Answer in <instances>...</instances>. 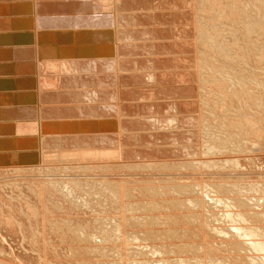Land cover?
<instances>
[{
  "label": "bare ground",
  "instance_id": "6f19581e",
  "mask_svg": "<svg viewBox=\"0 0 264 264\" xmlns=\"http://www.w3.org/2000/svg\"><path fill=\"white\" fill-rule=\"evenodd\" d=\"M19 1L20 2H18V0H13V2H10V4L15 3L14 5H16V7L14 9V11H15L14 14H13V6L14 5L9 6V8H8L7 5H10L9 3L6 5L5 1H4L0 4V13L1 14L3 13V15L0 14V20H3L1 18H4L6 20L7 16H4L6 14L5 12H9V14L11 13V15H10V18H7V19H10V24L12 22H13V24H15V21H17V20L26 19L28 26H29L26 29H23L22 31L21 30H13L11 32V30H10V32L5 31L6 33L4 31H2V29L0 28V59H1L0 72H1V74H4V75L14 74L17 77V79L20 83L19 82H18L19 84L15 83V82L11 83L13 85V89H12L11 93H13V95H14V97L12 99H17L21 105L19 107H16L17 110H14V108H12L11 111L6 107L5 108L0 107L1 108L0 114H2V116H5L4 118H7V119H12L15 117L17 119H19L20 117H23L22 115H25L26 118H28L27 117L28 115L33 116V117L35 115L36 118L38 119V121L36 120L37 122L32 123L29 120L27 123H24L25 125H23V126H33V127H29V128H35L36 132L40 131V129H41V128H39L40 126L38 127V125H41L40 121H42V120H40V116H41V114L44 115L46 113L45 109L47 108V106L45 104L46 102H41V103H40V101L38 102L39 96L37 94H39L40 92H43V90H45V89L47 91L52 90L54 92L55 91L57 92V89H59V88L62 89L63 87L68 85V87H66V88H69V89L71 87L75 88V89H70L71 93L76 92L75 94H77V93L79 94V96L76 95L78 97L75 100L76 102L77 101L80 102L83 99H87L89 101L93 99V102L90 101V103H93V104H88L89 102H87V101H86L87 102V104H86L83 101L84 107L81 108V111H83V112L90 111V113L84 114V118H85V115L89 116V114H92V112L96 113V111H99V110H109L110 113H116V111H119V110H117L118 108H121L124 110V109H126L125 106H127L126 104L123 105V104L119 103V102H121V101H119L120 95L126 96L127 101L130 98V96L126 93V91L124 92V90L123 91L120 90L121 88L120 89L117 88L118 82H120V83L123 82L125 84L128 83L130 85L136 84L137 86H139L138 84L141 83L140 81L144 77V76H141V74H139V76H132V74H131V72H133L131 70L132 67L137 66V65H142V64L144 66L145 65L155 66L156 64L162 63L161 62L162 59H164L165 62L176 61V63H177L179 61H183L182 60L183 58L182 59L179 58V56H177L176 54H173L174 51L171 50V49H174V47H176L175 41L170 43V41L166 42L163 39H161L163 41H161V43H159V44L157 43L160 40L158 33H164V34L172 33L173 29L176 26L173 27V26H166L165 24L164 25L161 24L162 26L160 25L161 28H159L160 26H157L156 24H154L155 27L152 24H151L152 26H150V27L148 25H146L147 23H150L153 20L152 18L156 16V13H154V12L157 9H159L158 7L155 6L157 3L155 4L154 2L156 1V2L162 3V0H141V1H139V3H136V2L127 3L128 0H123V3H121L119 0H117L116 4L113 3V2H115V0H77L79 2H77V1L72 2L71 0H19ZM178 1L179 0H173V2H176V3ZM188 1H190V0H188ZM191 1L193 2V4L195 3V1H193V0H191ZM200 1L208 2L209 7L207 9V13H212L213 8H214V10H217V11L220 8H223V9H225V8L228 9V7L231 8L230 11L228 10L229 11L228 12V15H229L228 19L231 22H233V24L238 25V26H239V24H243V27H244V31L241 34L236 35L235 39H239V37H244V39H242V43L248 44V45L242 44V46H243L242 48L245 50V52H243L241 54L243 56V59H244L243 63L244 64L250 63L251 66L253 65L255 68L260 70L259 75L264 76V67L262 68L261 65H259L260 64L259 61L264 60V54H263L264 53V43H261V39L259 40V37L264 36L263 35L264 34V0H197L198 3H200ZM190 2H188V4ZM197 2L195 3L194 11L192 10L193 8L191 9V7H190L192 4L190 6L188 4H185V5H188L190 7L189 9L192 10L196 14L197 12L199 13V8L196 7ZM111 4H113V5H111ZM166 4H168V3H166ZM169 5H171V4H169ZM3 6L6 7V9H4ZM84 6L87 7V9H85ZM154 6L157 9L154 8L155 10L152 11ZM198 6H200V5H198ZM171 7H173V6H171ZM75 8L78 9V13L75 15L76 18H78V21H80L82 19V17L87 16L84 14V12H86V11H92V12L100 11V14L98 16H96V19L98 20V22L100 24L108 23V27L105 29H102L99 27L100 29L98 28L96 30L94 25H92V23H91L92 27L90 26L88 29H86L83 34H81V33L78 34V32H76L77 33L76 35H69L70 33L69 34L64 33L65 39H64L63 43L62 42L57 43V44L55 43V45L53 43L52 44L49 43V42H52L50 40V38H54L55 36L54 35H48V33L46 34V32H50L51 30L45 31L48 29H46L47 27L45 28L44 26H42L43 24L40 25V23L37 20L38 17L39 18L42 16L50 17L54 12H58V13L61 12V13L68 14L70 12H75ZM160 8H161V6H160ZM108 9H110V10L113 9L114 11L111 10V11H113L112 12L113 14H111V12L109 13L107 11ZM84 10H86V11H84ZM144 10H146L147 12H145ZM190 10H188V11H190ZM27 11L29 13H27ZM192 11H190V12L192 13ZM102 12H105L106 14L105 13L102 14ZM9 14H6V15L9 16ZM65 14H63V15H65ZM179 14H181V13H179ZM94 15H97V14H94ZM163 16L166 17L169 15L164 14ZM63 17L64 16H62V18ZM93 17H95V16H93ZM194 17L192 16L191 18L194 19ZM225 17H227V16H225ZM68 18H69V16H68ZM68 18H66V19H68ZM73 18H74V16H73ZM170 18H171V16H170ZM40 19L42 20V18H40ZM52 19H53V17H52ZM150 19H152V20H150ZM245 20H246V22L248 20V22L246 23ZM85 21H86V19H85ZM161 21L163 22L164 19ZM66 22H68V20ZM190 22L192 23V20ZM193 22H195V21H193ZM46 23H48V22H46ZM59 23L61 24V21ZM68 23H70V22H68ZM187 23H185V24H187ZM51 24H54V21ZM70 24H72V23H70ZM116 24H119V25L120 24L121 25L127 24V26L124 28L121 26L115 27ZM137 24H139V25H137ZM85 25H86V22H85ZM188 25H189V23H188ZM194 25H195V23H194ZM164 26H166L168 29H166ZM214 26H216V25H214ZM171 27H173V28L170 29ZM178 27L181 29L180 26H178ZM184 27H186V26L184 25ZM56 28H58V27L56 26ZM114 28H118V29L116 30ZM61 29H63V28H61ZM71 29L69 31H72ZM186 29H187V27H186ZM192 29L194 30L193 27H192ZM195 29H196V32L194 31L195 35H197L196 37L199 38V39H195L196 38L195 37L194 38L195 42H196V40L203 41V39H205L207 44H209L208 47L205 46V48L203 50L204 53L202 54L201 50L204 47V44H202V42L197 41L198 44L199 43L202 44V47L200 46L199 51H196V53L198 52L201 55L198 56V58L196 57L198 59V62H199L198 66L196 64L197 61H196V63H194L197 66V67H195V71H196L195 75L198 73L200 75V77H202L204 80L206 79L205 81L209 82L210 88L208 91L209 96H201L202 98H200V96H199L197 98V100H195L196 103L194 102V104H195V109H194L195 112L194 113L196 115L193 114V115H195L193 118L195 128H193V129H195V130H194V134H191V137H190V140L193 143L192 144L193 148L189 144L193 150V151H191L192 155L189 152L188 156L189 155L190 156H189V158L187 156V158H188L187 159L185 156V154H187V152H184L182 150V148H184V147H182L181 148L182 153H183L182 158H186V160L183 159V161L178 162V160L175 159V160H177V162H176L173 159L175 162L172 163V161H171L170 164H172V165H167L166 162L169 159L166 160V162H162L160 160L161 163L160 162L158 163L155 161L154 162L151 161V159H150V162H146L144 160L145 158L142 159V160H144V162L140 159L141 161L138 160L139 162L136 160L137 162L136 161L135 162H131V161L129 162L128 161L129 163H124L125 165L123 164L125 167L127 166V171L129 169L130 170L129 172H131L132 170L135 173L138 172V174L140 176H137V178H139V179H137L136 181L139 180L140 182H143L141 180H144L145 182H147L148 179H150L152 181L155 177L153 179H151V177H147V175L152 173V172H155L157 169H161L159 171L167 170L168 172L169 171L173 172L174 174H171V175L169 174L170 176L168 179V180H170V178H172L173 182L171 180L165 181L164 177L163 178L162 177H156L157 179L155 178L156 179L155 182L156 181L157 182L155 185L148 182L149 183V184L147 183L148 186H147V184H146V186L144 185L146 187L145 189L142 186L143 190L141 189V187H139V188L136 187L141 192L144 191L145 193H148L150 195V197H151L150 193L156 194L157 196L153 195L156 197V199H157V197L161 196V198L163 199L161 201H158L159 199L154 200V201H152V200L151 201H144L145 203L142 202L141 204L139 203L141 200H139V201L138 200L137 201L136 200H134V201L130 200V202L126 201L125 195H126V197H128V195L131 192L129 193L126 188H123V186L120 187L121 186L120 183H119V186L114 184V182L109 183L111 178L110 177L107 178L106 175H105L106 178L101 176V175H100L101 178L99 176H97L96 181L99 180V181H97L98 184L100 183L104 188H106V191H108V193L110 192L112 194V196H111V197H113L112 201L116 200V202L118 201L117 203L119 204V201L121 202V199L122 200L124 199V201H122L123 202L122 206L125 207L126 212L129 211V212H127L128 213V215H127L128 216L127 217L128 225H126L127 228H125V229L123 227L121 228V224H119L120 222L119 223L114 222L113 216L112 217L109 216L108 217L109 219H108V218H103L102 215H101L102 217L101 216L99 217L98 216L99 214H98L97 215L98 217H93V218L96 219V221L100 224L101 227H103L105 224L106 227H104V229L107 230L105 233H108V235H109V236H107L108 240L112 239L111 233L114 234V239L117 241H120V240H126V241L129 240L130 241L131 240L130 242L133 244H132V246L129 247L130 250L127 249L126 251H128L127 252V253H129L128 255L136 256V264H187V263L188 264H264V79H260V78L257 79L258 76L257 77L253 76V74L256 73L255 70H257V69L251 70V75H247V68L241 67L240 68L241 70H240L238 67V64L231 62L232 59H231V61H230L231 63L229 65L227 64V65H223V67H220V65L224 64V63H222L220 65L217 64L215 66V63L218 61L217 52L218 51L220 52L222 49H224L222 51L223 53H219V55L222 56V58H223V56L226 57L225 60L228 58H229L228 60H230V58H234V56H232V54H231L230 47L236 46V43L238 40H235L234 42L229 43L227 45L228 48H220V45L218 43H216L215 38L217 36L215 37L214 32L213 33H207L206 29H201L200 27L198 28L197 26H195ZM252 30L255 32L254 36L248 35V33L251 34ZM15 31H17V33H15ZM18 31H20L19 34H18ZM180 31H183V30H180ZM238 31H240V30H238ZM56 33H57V31H56ZM176 33H177V31H176ZM119 36H122V38L128 42V44H127L128 47H127L126 53H129V54L135 53L136 54V55L134 54L135 55L134 59H132L133 55H132V57L130 56V58H127V56L124 57L125 55L122 56L121 50L119 48V43L121 41H119V39H117V37H119ZM191 36H194V35H191ZM59 37H62V36H59ZM154 37L156 39L158 38L159 40L153 39ZM56 38H55V40H56ZM139 38L143 39V42H141V43L137 42V40ZM149 38H152V39H150L151 42L149 41ZM248 38H250V40H248ZM62 39H63V37H62ZM68 39L73 40L72 43L68 42L67 41ZM177 39H179V38H177ZM251 40L258 42L259 44H263V45H260V47L257 46L258 49L256 48L257 49L256 53L252 52L255 48L254 49H252V47L248 48V46H251V44H252ZM33 41H35V42L33 43ZM42 41H44V43H41ZM81 41L82 42L89 41L90 43L89 42L88 43H85V42L81 43ZM78 42H80V43H78ZM180 42H182V41H180ZM11 43H12V45L9 46V44H11ZM192 43H194V42L192 41ZM197 43H196V45H197ZM13 45H15V46H13ZM15 48H18V49L15 50ZM177 48H179V46ZM19 50L23 52L20 55L21 57L19 56ZM14 51H17L18 53L14 52ZM193 51H194V49H193ZM211 51H213V52H211ZM163 52L166 54V56H165V54L163 55ZM126 53H124V54H126ZM150 53H161L162 54L161 56H165V57L160 58L159 55H157V54L156 55H154V54L150 55ZM170 53H172L173 55ZM179 53H177V54H179ZM198 53H197V55H199ZM24 54H25L24 58H26V59H23ZM148 54L151 57L150 59L142 58V55L145 56ZM149 55H148V57H149ZM175 56H176V58H175ZM255 56H256V58H255ZM16 58H17V60H19V59L26 60L28 65L30 66L29 75L28 74L27 75H28V78H30V79L33 78L30 81H31V86L34 83V85H35L34 89H29V91L26 89L23 81H20V75L17 72L16 66L12 65L15 63L10 64L9 59H11V61L12 60L15 61ZM194 58L195 57L193 56L192 60ZM219 58L221 59V57H219ZM249 58H252V60H254L253 64ZM8 60H9V64H8V62H6ZM30 60H31V62H30ZM228 60H226V61H228ZM193 62H195V61H193ZM22 63H20V64H22ZM193 68H194V65H193ZM164 69L167 70L166 68H164ZM190 69L188 68V70H190ZM104 70H109L110 73H108V71H107L106 74H108V75L101 74L103 72H106ZM129 70H131V71H129ZM151 70H153V69H151ZM138 71H140V70H138ZM160 71L161 70H159V72L157 71L158 73H156V74H150L151 76H153L152 79H154V77L155 78H160V77L164 78V76L160 73ZM96 73L97 74L100 73V75L98 76ZM130 74H131V76H130ZM51 75H53V76H51ZM125 75H129L130 77H132V81H133V77H134V81L132 82V81H129L127 79H124L125 77H121V76H125ZM134 75H135V73H134ZM107 76H108V79H107ZM168 76L169 75H167V77ZM252 76L254 77L253 79H252ZM13 81H16V80H13ZM177 83H179V82H177ZM177 83H176V85H177ZM108 84H111V85L113 84L112 86H110V90H107V88L109 89ZM153 84H155V83H153ZM104 85L105 86L108 85V87L106 89L105 88L103 89L101 86H104ZM147 85H148V83H147ZM147 85L144 84L145 87H147ZM150 85H151V83H150ZM169 85H171V84H169ZM172 85L174 86V82ZM172 85H171V87H173ZM182 85H184V84L182 83ZM86 86H94V87L100 86L102 89L99 87L101 90H97V89L92 90V89H89L91 87H89V88L87 87L85 90L84 87H86ZM141 86H143V85L140 84V87ZM155 86H157V85H155ZM155 86L153 85V87H155ZM166 86L168 87V85H166ZM190 87H192V86H190ZM137 88H139V87H137ZM143 88L141 90V93L136 91L135 89L131 90L132 95L144 94ZM194 88L196 89V87H194ZM61 89L59 90V92L61 91ZM195 89H194V91H195ZM197 90H198V86H197ZM65 91H67V90H65ZM87 91H89V93H85ZM32 92H33V94H32ZM162 92H163V90L159 89L157 93H162ZM65 94H67V93H65ZM194 95H195V93H194ZM72 96H73V94H72ZM197 96H198V93H197ZM148 97H149V94H148ZM3 99H5V98H3ZM51 99H54V98L51 97ZM167 99L164 98L165 101ZM172 99H173V97H172ZM172 99H171V101H172ZM178 99H175V100L177 101ZM188 99H191V98H188ZM34 100H37V102H38L37 104H39L38 107L37 106L35 107L36 111L33 110L34 109L33 107L35 105L32 106L30 104V103H33ZM147 100L149 101V99H147ZM153 100L151 99L152 102H153ZM157 100H159V99H157ZM96 101H98V102H96ZM99 101L101 103H99ZM102 101L104 103L105 102H107V103L104 104V103H102ZM123 101H122V103H124ZM161 101L162 100H160L159 102H161ZM176 101H174V102H176ZM188 101H190V100H188ZM15 103H16V101H15ZM126 103H128V102H126ZM13 104H14V102H13ZM11 105H12V103H11ZM145 107H146V105H145ZM41 108L44 109L45 111L41 110ZM147 108H148V106H147ZM52 111H51V113H52ZM47 112H48V108H47ZM166 112H167V110H166ZM173 114H175V113H173ZM180 114H182V113H180ZM183 114H185V112ZM189 114L192 115L191 112ZM163 115H164V113H163ZM188 115H186V116H188ZM81 116H83V115H81ZM132 116H134V115H132ZM153 116L155 117L154 114H153ZM153 116H149V117H152V119H153ZM160 116H161V114H160ZM166 116H167V113H166ZM171 116H169V117H171ZM92 117L90 119H92ZM140 117H141V115H140ZM144 117H145V115H144ZM138 118H139V116H138ZM150 119L149 118L146 120H138L137 119L138 121L137 120L135 121L132 118V122L128 121V124L133 123L131 126L138 128V130H135V131H137V133L134 131L135 134H133V136L135 138H137V139L151 138V139L162 140L160 136L143 135L145 133L144 131H146V129L144 130L142 128H145L144 125L150 123V122H148V121H150ZM78 120H79V118H78ZM99 120H101V119H99ZM25 121H27V119ZM105 121L107 123H109L107 120H105ZM5 122H7V121H5ZM73 122H75L73 124V125H75V126H73V128L78 127L82 130L85 127L87 129L92 127V130H96V129H93L94 128L93 126H96V124H99V123H104L101 121L97 123L96 120L95 121H91V120L88 121V120H86V118H85V120H82L81 122H76V121H73ZM117 122L120 123V121H117ZM117 122H115V123H117ZM174 122H171V123H174ZM37 123H39V124H37ZM134 123L137 125H141V126H136ZM155 123H156L155 125H157V122H155ZM175 123H177V122H175ZM111 125L113 126V124H111ZM155 125H153V126H155ZM53 126H54V124H53ZM142 126H144V127H142ZM165 126H162V127L165 128ZM58 127H60V125ZM173 127H174V125H173ZM184 127H182V128L185 130ZM10 128H12V127H10ZM14 128L16 129L17 127H14ZM20 128H23V127H20ZM189 128H191V127H189ZM189 128H187V130ZM157 129H159V128L157 127ZM177 129H180V127ZM3 130H5V129L3 128ZM170 130H172V129L170 128ZM187 130H186V132H187ZM191 130L189 129L188 133H190ZM6 131H8V130H6ZM56 131H57V129H56ZM98 131H96V132H98ZM117 131H119V130H117ZM128 131L130 132V130H128ZM0 132H1V129H0ZM96 132H94V133H96ZM103 132H105V131H103ZM129 132H128V134H129ZM62 133L63 132H61V134ZM108 133H110V132H108ZM130 133H132V131ZM91 134L93 135V132L92 133L87 132L88 137ZM83 135L84 134H82L81 136H83ZM67 136H68V134H67ZM67 136H66V138H67ZM110 137L111 136H108V134H104L102 138H103V140H109V141H112V140L115 141L117 139V138L116 139L112 138V140L107 139ZM162 137H165V136H162ZM27 138H29V137H27ZM64 138H63V140H59V141L70 144L69 142H66L69 140H67V139L64 140ZM102 138H101V140H100V138L99 139H91L90 138V139L92 141L98 140L97 142H102L103 141ZM84 140H86V139H84ZM179 140H177V141H179ZM72 141H73L72 145H82L80 142L77 141V138L75 140H72ZM175 141L173 143L176 144ZM187 141H189V140H187ZM21 142H22V140H21ZM51 142H53V141H51ZM56 142H57V140H56ZM119 142H120L119 140H116V145L119 146L120 145ZM186 142H185V145L187 144ZM168 143H170V142H168ZM189 143H190V141H189ZM15 144H17V143L15 142ZM150 144H148V145L150 146ZM154 144H156V143H154ZM154 144H151V146ZM165 144L168 145L167 143H165ZM178 144L179 143L177 142V145ZM180 144L178 147H181ZM28 145H29V142H28ZM116 145L115 146L113 145V147H111L112 149H108V151L110 150L109 152H110L112 157H116V156L121 157L122 156V148H124V147L123 146L122 147H116ZM2 146H0V149H4V148H1ZM4 146L6 148H9L5 144H4ZM83 146H85V145H83ZM141 146H142V144H141ZM160 146H162V145H160ZM63 147L64 146H62V148ZM130 147H132V146H130ZM130 147H128L127 149H129ZM87 148H88V145H87ZM140 148H142V147H140ZM144 148H146V147H144ZM191 148L189 149V147H188L189 150H191ZM9 149H11V147ZM77 149L75 148V151H72V152L69 150H68L69 152H67V150H66V152H63V151L58 152V150H56L57 154H54L53 156L57 155V159H58L59 155H61L60 157H63V156L64 157H70V158H66V160L70 159L72 161L83 159V157H86V160H87V158L89 159L90 157L93 156V153H90V156L80 155L79 152L83 153V151H82L83 148L79 149L80 151ZM171 150H174V149H170V151ZM135 151H137V150H135ZM135 151L134 150L133 151L127 150L125 153H130V152H135ZM104 152H106V150H104L103 153ZM171 152H173V151H171ZM7 153H9V152H7ZM11 154L12 153H9L10 156L7 155V157L13 158L15 153L12 155V157H11ZM19 154H21V153H19ZM183 156H185V157H183ZM14 157H16V155ZM180 158H181V156L180 157L178 156L179 160H181ZM10 161H12V159H10ZM88 162H90V161H88ZM119 162H121V161H119ZM14 163H16V161ZM76 163H77V161H76ZM85 165L83 167L81 166L82 168L79 166L80 169L86 168V169L90 170V168L95 167V164H92V163L87 164L86 167H85ZM63 167H65V166H63ZM20 169H22V168H20ZM64 169H62V170L60 169V170L63 172ZM95 169H96V171L98 170L97 167ZM48 170L50 171V169H48ZM68 171H69V169H68ZM68 171L67 170H66V172L64 171L65 174H68ZM92 171H90V172H92ZM168 172H166V173H168ZM51 173H53V172L51 171ZM69 173H70V171H69ZM102 173H104V172H102ZM54 174H56V173H54ZM87 174H88V172H87ZM104 174H106V173H104ZM70 175H72V173L68 174L69 177H70ZM75 176L73 178V175H72L71 176L72 179L68 178L67 176L66 177L68 178V180L69 179L73 180V179H75ZM166 177H168V176L166 175ZM50 178H52V179H48V181L50 183H52L54 186L57 185L56 182L58 180V176H53V174H51ZM133 178L136 179V177H133ZM162 179H164V180H162ZM70 182H73V181H70ZM76 184L79 185L81 188L88 190V192L90 193V196H95L94 198H97V200L95 199V201H99L100 205H102L103 208H104V206H106V209L110 208L111 205H109V203H107V200H105L103 198V196H101L103 194H101L100 192H98V194H97V192L93 191V189L90 190L92 187L90 186L91 187L90 188L88 186L89 184L87 185L84 181L83 182L80 181V179H77V182L75 183V185ZM99 188H101V187H99ZM104 191H105V189H104ZM141 192L139 194H141ZM186 192H189V194H187ZM122 193H124V194H122ZM183 193H186V195L184 197L181 196V195H183ZM171 194H177V195L179 194L180 197H178V196L173 197V198L168 197L169 200L167 201V204H168L167 207L176 208V210H177V208L178 209L181 208L182 211L187 210L188 213L185 214L183 212V214H181L182 215V216H180V218L182 217L181 219L184 218L185 220L189 221L191 224L199 226L200 227V228H198L199 230H201V229L204 230V232H206V234H211L214 236V238H215V235L218 237V238H215L217 240H210L211 244L209 245L207 243V241L202 240V236H200V233L197 232L199 230H189L190 237L193 240L192 243H190V246H188L189 243L187 246L185 244L183 245L184 249L180 245L175 246L178 249V250L176 249L175 252L178 251V253L179 252L183 253L182 251H184L185 249H186L184 251L185 253L191 252V256L189 255L190 258H188L187 260L183 259V258H181V259L179 258L178 260H175V261H174V259H173V261L171 259L167 260L169 258L168 254H167L168 258L163 257V259L162 258L157 259L156 256L157 257H158V255L162 256L163 254H165L167 252L173 253V251H171L170 247H169L170 251L167 250V252H166L163 248V246H164V245H162L163 243L160 244L161 243L160 241H159L160 243L158 244L159 246H157L155 244L152 245V243L151 244L149 243V241H151V240L155 241L156 239H159V240L161 239V241H162L164 238L166 239L168 234L171 233L170 231H172V233L170 234L171 238L170 237L169 238H170V240H173L172 236L174 237V233H173L174 228L172 230H170V228H169L170 233H168V231H166V230L163 231V229H161V230L159 229V227H160L159 225H161L163 223H167V222L172 223L173 220L174 221L176 220V219H172L173 217L171 216L172 217L171 218L170 214L168 217V216H166L167 214L165 215L163 212L167 209L163 203L164 201L167 200L165 196L166 195L169 196ZM122 195L124 196V198H122ZM66 197H67V195H66ZM81 197H78V199L76 200L77 203ZM130 197H132V196L129 195V198ZM83 199H85V198H83ZM83 202H85V200ZM90 205H88V206L91 208ZM97 205L99 206L98 203H97ZM96 207L93 208V205H92L93 209H96ZM163 207H165V208H163ZM111 208H112V206H111ZM163 209H165V210H163ZM95 211L96 210H94V212ZM135 211H137V212L135 213ZM133 213H135V214H133ZM174 215H176V214H174ZM177 215H179V214H177ZM170 218L172 219V221ZM174 224H175V222L173 223V225ZM155 225L158 228H152V226H155ZM85 226L82 223H77L73 227L69 225V228H68L69 230H67V231L71 232L72 234L71 233L70 234L74 235L78 240H81L82 241L81 243H83L85 241H88L87 243H89L90 239L89 240H87V239L89 238V236H90V238H92V237H91V235L88 234L87 229H86L87 226L86 227ZM171 226H172V224H171ZM129 227H131V228L129 229ZM176 230H178V229L176 228ZM183 231L184 230H182V233H186ZM176 235L174 238L177 237ZM112 237H113V235H112ZM76 238L74 239V237H73L72 240L73 239L77 240ZM169 238L167 237V239H169ZM177 238H179V237H177ZM180 238H181V236H180ZM177 240L179 241L180 239H177ZM123 242H122V244H123ZM172 242H174V241H172ZM144 243H147V244H144ZM154 243H156V242H154ZM183 243H185V242H183ZM87 247H89V245ZM119 247H121V246L119 245ZM111 248H112V252H115V253H119L121 251V250L118 251V247H115V246L114 247L111 246ZM73 249H74V252L77 253L76 255L78 256L79 254L81 255V253H83L82 250L84 248L83 247L81 248V246H79V247L75 246V247H73ZM87 249H88L87 254L90 252V249H91V252L93 251L91 247L87 248ZM108 249H109V247H108ZM121 249H123V248H121ZM166 249H168L167 246H166ZM0 253H2V251H0ZM85 253H86V249H85ZM121 253L122 252H120V254ZM149 253L153 254V257L155 256L154 258H156V259L153 261H140L142 259L137 260V256H140V257L143 256L144 258H146L144 255L148 254L150 256ZM217 254H222V255H221V257H217ZM182 255H184V253ZM211 255H214L215 257H213ZM150 257H152V256H150ZM173 258H175V257H173ZM177 258H178V256H177ZM134 262H135V260L133 261V263ZM129 264H131V263L129 262Z\"/></svg>",
  "mask_w": 264,
  "mask_h": 264
},
{
  "label": "rangeland",
  "instance_id": "374dc122",
  "mask_svg": "<svg viewBox=\"0 0 264 264\" xmlns=\"http://www.w3.org/2000/svg\"><path fill=\"white\" fill-rule=\"evenodd\" d=\"M4 1H5V4L6 5L8 3L10 4V2H13V0H11V1L10 0H0V4L2 2H4ZM71 1L72 2H75L77 0H71ZM119 1L121 3H123V0H119ZM139 1H141V0H128L127 3H129V2L139 3ZM190 1H188V0H185V1L184 0H179L177 3L176 2H173V0H167V1L166 0H162V3H159V2H156L155 1L154 3L155 4L157 3L155 6L158 7L160 10L157 9L154 6L153 9H152V11H154L155 9H157L154 12V13H156V16L152 18L153 20L150 19V20H152L150 23H147L146 24L149 27L152 26V25H154V24H156L157 26H160L161 24L162 25L165 24L166 26H173V27L176 26L174 28L175 30L173 29V32L171 31L172 33H167V34L158 33L160 40L158 38L156 39L155 37L153 39L159 40V42H157L158 44L161 43V41H163V40L166 41V42L167 41L168 42L170 41V43L175 41L176 47H174V49H171V50L174 51L173 54H176L181 59L183 58L182 59L183 61H179L177 63H176V61H174V62H165V60L162 59L161 60L162 63L156 64L155 66H148V65H145L144 66L142 64V65H137V66L132 67L131 68V70L133 71V72H131L132 76H139V74H141V76H144V77L140 81L141 83L138 84L139 86H137L136 84L135 85H130L128 83L125 84L123 82L122 83L118 82L117 88H119V89L121 88L120 90H122V91L124 90V92L126 91V93L130 96V98L128 99V101L126 100V96L120 95V98H119V101H121L119 103H121L123 105L124 104L127 105V106H125L126 109L123 110L121 108H118L117 110H119V111H116V113H110L109 110H99V111H96V113L95 112L94 113L92 112V114H89L90 117L87 116V115H85V118L88 121H90V120L91 121H95L96 120L97 123L100 122V121L105 123V124L104 123H99V124H96V126H93L94 127L93 129H96V130H92V127L88 128V129L85 127V128H83V130L80 129V128H78V127H74L73 128V126H75V125H73L75 123L73 121L81 122L82 120H85L84 114L90 113V111H87V112L81 111V108L84 107L83 101L86 104H87V102H89L88 104H93V103H90V101L93 102V99L90 100V101L87 100V99H83L80 102L79 101L76 102L75 100L78 98L77 96H79V94L78 93L75 94L76 92L75 93H73V92L71 93V90L70 89H75V88H72V87L70 89L69 88H66V87H68V85H66L62 89L61 88L57 89V92L56 91L54 92L52 90L47 91L45 89V90H43V92H40L41 94L40 93L37 94L39 96L38 97L39 98L38 102L39 101H40V103L41 102H46L45 104H46V106L48 108V112H47V108L45 109L46 111L44 109H42L43 107L41 108V110H44L47 114L46 113L44 115L41 114V116H40V120H42V121H40L41 122V125H38V127L40 126L39 128H41L40 131H37L36 132V129L35 128H29V127H33V126H23V125H25L24 123H27L29 120L32 123L37 122L38 119L36 118L35 115H34V117L28 115L27 117L29 119L26 118L25 115H22L23 117H20L19 116L20 117L19 119H17L16 117H15L16 119L15 118L7 119V118H4L5 116H2V114H0V129H1V132H0V146L3 145L1 148H4V149H0V251H2V253H0V264H81V263L82 264H129V262L131 264H136V256H134V255H132V256L131 255H128L129 253H127L128 251H126L133 244V243L130 242L131 240L130 241L129 240H127V241L126 240L117 241V240L114 239V234H112V233H111V238L112 239L111 240H108V237L107 236H109V235H108V233H105L107 231V230L104 229V227H106L105 224H104L103 227H101L100 224L96 221V219L93 218V217H98V216L100 217L101 215L103 216V218H108L109 216H111V217L113 216L114 217V222H116V223H119L120 222L119 224H121V228L123 227L125 229V228H127L126 225H128V222H127V217H128L127 215H128V213L127 212H129V211L126 212L125 207L122 206V204H123L122 201H124V199L123 200L121 199V202L119 201V204L120 205L117 203L118 201L117 202H116V200L115 201H112L113 200V197H111L112 194L110 192L108 193V191H106V188H104L100 183L98 184L97 181H99V180L96 181L97 176L100 177V175H101V176H103L105 178H106V176H107V178L110 177L111 180L109 179L110 180L109 183L110 182L111 183L114 182V184H116L117 186H119V183H120V185H121L120 187L123 186V188H126L129 193L131 192L129 195L132 196V197H130V198H129V195H128V197H126V195H125L126 201H129L130 202V200L131 201H134V200H136V201L138 200L139 201V200H141L139 202L141 204L144 201H151V200L154 201V200H158V199H159L158 201L163 200L161 198V196L157 197V199H156V197L153 196V195H156V194H153V193H150L151 194V197H150V195L148 193H145L144 191L141 192L138 188L141 187V189L143 190V187H144V189H145L146 188L145 186H146V184L148 182L149 183H152L153 185H155L156 182H157V181L155 182V180L157 179L156 177H162V178L164 177L165 181H170L171 180L173 182L172 178H170V180H168L169 179V176L171 174H174L173 172H170V171L168 172L167 170L159 171L161 169H157L155 172H152V173L148 174L149 176L147 175V177H151V179H153L154 177L156 178V179L154 178L152 180L153 182L150 179H148L147 182H145L144 180H141L143 182H140L138 180L139 181L138 182V181H136L137 179H139V178H137V176H140L138 174V172L135 173L132 170L131 171L132 173H131V172H129L130 171L129 169L127 171V166L125 167L124 166L125 165L124 163H129L130 161L131 162H135L136 160L137 161L138 160L141 161L142 159L145 158L144 160L146 162H150V159H151V161H153V162L155 161V162H158V163L160 162V160L162 162H166V160L169 159L166 163H167V165H172V164H170L171 161H172V163H174L175 161L177 162V160H178V162L179 161L181 162V161H183V159L186 160L189 152L192 155L191 151H193L192 150V148H193L192 144L193 143L190 140V137H191V134H194V130H195V129H193V128H195L194 127V119L193 118L196 115L194 113L195 112V110H194L195 109L194 102L196 103L195 100H197V98L199 96H200V98H202L201 96H209L208 95V91H209V88H210L209 82L208 81H205L206 79L204 80L202 77H200V75L198 73L195 75V72H196L195 71V67H197L198 66V63H199L197 58H198V56L201 55L198 52L197 53L199 55H197L196 51H199L200 46L202 47V44H204V47L201 50V53L203 54L204 53L203 50H204L205 46L206 47L209 46V44H207V42L205 41V39H203V41L196 40V42H195V39H199V38L196 37L197 35H195V32H196L195 26H197L198 28L200 27L201 29H206V32L207 33H213L214 32L215 33V37L217 36L215 38L216 43H218L220 45V48H228L227 45L229 43H232L235 40H238L237 43H236V46L230 47L231 54H232V56H234V58H230V60H228L229 59L228 58V59H226L228 61H226L225 60V58H226L225 56H223V58H222V56L219 55V53H223L222 51L224 49H222L220 52L219 51L217 52V54H218L217 55L218 61L215 63V66L217 64L220 65V64L224 63V64L220 65V67H223V65H227V64L229 65L231 62H234V63L238 64L239 69L241 67H246L247 68V75H251V70L257 69L253 65L251 66L250 63H246V64L243 63V60L244 59H243V56L241 54L243 52H245V50L242 48L243 47L242 44H244V45H248V44L242 43V39H244V37H239V39H235V36L236 35L241 34L244 31V27H243V24H239V26H238V25L233 24V22H231L228 19V17H229L228 12L230 11L231 8L230 7H228V9H226V8L225 9L220 8V9H218V11L217 10H214V8H213L212 13H207V9L209 7L208 2H206V1H200V3H198L197 0H193V1H195V3L197 2L196 7L199 8V13L197 12L195 14L193 12L194 11V8H195V3L193 4V2L191 1L192 2L191 3ZM18 2H20V1L18 0ZM77 2H79V1H77ZM116 2H117V0H115V2H113V3L116 4ZM188 2H190V3L188 4ZM166 3H168V4H166ZM14 4L15 3H11L10 5H7V7L9 8V6H13ZM169 4H171V5H169ZM185 4H188L189 6L192 4L190 7H191V9L193 8L192 9L193 11L190 10L189 9L190 7L188 5H185ZM111 5H113V4H111ZM198 5H200V6H198ZM160 6H161V8H160ZM171 6H173V7H171ZM15 7H16V5L13 6V14L15 12L14 11ZM84 8L87 9V7H85V6H84ZM4 9H6V7H4ZM187 9L190 10V11H192V13L190 11H188ZM111 10H113V9H111ZM111 10L108 9L107 11L109 13L111 12V14H113L112 12L114 10L113 11H111ZM84 11H86V10H84ZM144 11L147 12L146 10H144ZM5 13L6 14H9V12H5ZM27 13H29V12L27 11ZM77 13H78V9L75 8V12H70V13H68L69 15L68 14H65V13H61V12H59V13L58 12H54L50 17H47V16L40 17V18H42V20L38 17L37 20L40 23V25L43 24L42 26H44L45 28L47 27L46 29H48V30H45V31L51 30L50 32H46V34L48 33V35H54L55 36L54 38H50V40L52 42H49V43H51V44L53 43L54 45H55V43L56 44L57 43H61V42L63 43L64 42V39H65L64 38L65 34H69L70 33L69 35H76L77 34L76 32H78V34L79 33L83 34L84 31L86 29H88L90 26L92 27V25H94V27L96 28V30L99 27L102 28V29H105V28L108 27V23H102V24H100L98 22V20L96 19V16H98L100 14V11H94V12H92V11H86V12H84V14L87 15V16L82 17V19H81L82 21L81 20L78 21V18H76L75 15ZM104 13L105 12H102V14H104ZM163 13L164 14H168L169 16L164 17L163 16L164 15ZM179 13H181V14H179ZM6 14L4 15V16H7L6 17V20L4 18H1L3 20H0V28L2 29V31H4V32L5 31H7V32L9 31L10 32V30H11V32L13 30H21L22 31L23 29H26L27 27H29L26 19L17 20V21H15V24H13V22L10 24V19H7V18H10L11 13L9 14V16L6 15ZM63 14H65V15H63ZM94 14H97V15H94ZM1 15H3V13ZM92 15L95 16V17H93ZM191 15L193 17L195 16L194 19L191 18L192 17ZM62 16H64L63 17L64 19L62 18ZM68 16H69V18H68ZM73 16H74L75 19L73 18ZM170 16H171V18H170ZM225 16H227V17H225ZM52 17H53V19H52ZM66 18H68V19H66ZM85 19H86V21H85ZM163 19H164V21L162 22L161 20H163ZM190 19L192 20V23L190 22L191 21ZM65 20L66 21L68 20V22H70L72 24L66 22ZM51 21L52 22L54 21V24H51L52 23ZM60 21H61V24L59 23ZM193 21H195V22H193ZM46 22H48V23H46ZM85 22H86V25H85ZM187 22L189 23V25H188ZM245 22H246V20H245ZM247 22H248V20H247ZM91 23H92V25H91ZM185 23H187V24H185ZM194 23H195V25H194ZM123 25L116 24L115 27L121 26V27L124 28V27L127 26V24H123ZM137 25H139V24H137ZM184 25L187 27V29H186V27H184ZM214 25H216L217 27L214 26ZM56 26L58 28H56ZM161 26L159 28H161ZM166 26H164V27L166 29H168ZM178 26H180L181 29ZM154 27H155V25H154ZM173 27H171L170 29H172ZM192 27L194 28V30L192 29ZM61 28H63V29H61ZM70 29L72 31H69ZM114 29L117 30L118 28H114ZM180 30H183V31H180ZM238 30H240V31H238ZM56 31H57V33H56ZM176 31H177V33H176ZM19 32L20 31H18V34H19ZM15 33H17V31H15ZM254 33L255 32L252 30L251 34L248 33V35L254 36ZM191 35H194V36H191ZM59 36H62L63 39H62V37H59ZM175 36L177 38H179L180 40L177 39ZM55 38H56V40H55ZM117 39H119V41H121L119 43V48L121 50L122 56L125 55L124 57L127 56V58H130V56L132 57V55H133L132 59H134L135 58V55H136L135 53H134L135 55L133 53L132 54L130 53L131 55L129 53H126L127 52V47H128V45H127L128 42L126 40H124L122 38V36L117 37ZM150 39H152V38H149V41L151 42ZM161 39H163V40H161ZM260 39H261V43H264V36L259 37V40ZM138 40H137V42H139V43L143 42V39H140L139 38ZM248 40H250V38H248ZM67 41L70 42V43H72L73 40L68 39ZM180 41H182V42H180ZM192 41L194 43H192ZM197 41L202 42V44L201 43L198 44ZM34 42L35 41H33V43ZM84 42L85 43H88L89 41H87V42L84 41ZM84 42L81 41V43H84ZM41 43H44V41H42ZM78 43H80V42H78ZM196 43H197V45H196ZM251 43H252L251 46H248V48H250V47H252V49L255 48L252 51V52H255V53L257 52L258 47H260V45H263V44H259L258 42H255L254 40H251ZM10 45H12V43L9 44V46ZM13 46H15V45H13ZM178 46H179V48H177ZM16 49H18V48H15V50ZM193 49H194V51H193ZM14 52L18 53L17 51H14ZM211 52H213V51H211ZM22 53L23 52L19 50V56ZM124 53H126V54H124ZM177 53H179V54H177ZM152 54H154V55L157 54V55L160 56V58H163V57L166 56V54L164 52H163V55L165 54V56H161L162 55L161 53H150V55H152ZM170 54H172V53H170ZM148 55H145V56L142 55V58L150 59L151 57H150V55L148 57ZM24 56H25V54L23 55V59H26V58H24ZM193 56L195 58L192 60ZM219 57H221V59ZM175 58H176V56H175ZM255 58H256V56H255ZM231 59H232V61H231ZM249 59L251 60V62L253 64L254 60H252V58H249ZM9 60H10V64L11 63H15V64H12V65L13 66H16L17 72L20 75V81H23L24 86L26 87V89L28 91H29V89H34L35 88V85L33 83L32 86H31V81H30L33 78H31V79L28 78L29 71H30L29 70L30 66L28 65L27 61L26 60H22V59L17 60V58H16L15 61L14 60L11 61V59H9ZM9 60L6 61V62H8V64H9ZM31 60H30V62H31ZM193 61H195V62H193ZM196 61H197V63H196ZM0 63H1V59H0ZM20 63H22V64H20ZM194 63H196L197 66ZM259 63H260L259 65H261V67L263 68L264 67V60L259 61ZM193 65H194V68H193ZM150 68L153 69V70H151ZM164 68H166L167 70H165ZM188 68L189 69L191 68V69L188 70ZM137 69L140 70L141 72L138 71ZM131 70H129V71H131ZM156 70L158 72H159V70H161L162 72L160 71V73L164 76V78H162V77L155 78L154 77V79H152L153 76H151L150 74H156V73H158ZM104 71H106V72H103L101 74L108 75V74H106L107 71H108V73H110L109 70H104ZM255 72L256 73H254L253 76H256V77L258 76L257 79H259V78L260 79H264V76L263 75L262 76L259 75V73H260V70L259 69L255 70ZM134 73H135V75H134ZM0 74H1V72H0ZM131 74H130V76H131ZM97 75L99 76L100 73H98ZM167 75H169V76L167 77ZM51 76H53V75H51ZM130 76L129 75H125V76H121V77H125L124 79H127L129 81H132V77H130ZM253 76H252V79L254 78ZM107 79H108V76H107ZM13 80H16V81H13ZM133 81H134V77H133ZM12 82H15L17 84L20 83L18 81L17 77L14 74H9V75L1 74L0 75V104H1L0 107L1 108L2 107L3 108L6 107L10 111H11L12 108H14V110H17L16 107H19L21 105L20 102H18L17 99H12L14 97L13 93H11L12 92V89H13V85L11 84ZM173 82H174V86L172 85ZM177 82H179V83H177ZM147 83H148V85H147ZM150 83H151V85H150ZM153 83H155V84H153ZM176 83H177V85H176ZM182 83L184 85H182ZM140 84H142L143 86L140 87ZM144 84L147 85V87H145ZM165 84L168 85V87ZM169 84H171L173 87H171V85H169ZM108 85H109V89L107 88ZM108 85H106V86L104 85V86H101V87L103 89L104 88L105 89L107 88V90H110V86H112L113 84L112 85L111 84H108ZM153 85L154 86L157 85V86L153 87ZM136 86L139 87V88H137ZM190 86H192V87H190ZM193 86L196 87V89ZM197 86H198V90H197ZM87 87L88 88L91 87L89 89H92V90H95V89L101 90L102 89L100 86L99 87L101 89L98 86L97 87L95 86L96 88L94 86H86V87H84L85 90H86ZM142 88H143V91H144L143 93L144 94H134V95H132V91L131 90H134L135 89L136 91H138V92L141 93ZM60 89H61V91L59 92ZM64 89L67 90V91H65ZM159 89L160 90L162 89L163 92L162 93H157ZM194 89H195V91H194ZM65 93H67V94H65ZM85 93H89V91H87ZM194 93H195V95H194ZM197 93H198V96H197ZM32 94H33V92H32ZM72 94H73L74 97L72 96ZM148 94H149V97L150 98L148 97ZM51 97H53L54 99H51ZM169 97L171 99L173 97L172 101H171V99ZM3 98H5V99H3ZM164 98L167 99L168 101L166 100L167 101L166 102L164 100ZM188 98H191V99H188ZM147 99H149V101ZM151 99L152 100L154 99L153 102L151 101ZM157 99H159V100H157ZM175 99H178V100L176 101ZM160 100H162V101L159 102ZM188 100H190V101H188ZM15 101H16V103H15ZM122 101L124 103H122ZM174 101H176V102H174ZM13 102H14V104H13ZM38 102H37V100H34L33 103H30L32 106L35 105L33 107L34 108L33 110H35V111H36V108L35 107L36 106L38 107V105H39V104H37ZM96 102H98V101H96ZM126 102H128V103H126ZM11 103H12V105H11ZM99 103H101V102L99 101ZM102 103H104V102L102 101ZM106 103L107 102H105L104 104H106ZM140 105L141 106L143 105L142 106L143 108ZM145 105H146V107H145ZM147 106H148V108H147ZM50 110L52 111V113H51ZM166 110H167V112H166ZM172 112L175 113V114H173ZM184 112H185V114H183ZM190 112H191L192 115L189 114ZM152 113L155 115V117L153 116ZM163 113H164V115H163ZM166 113H167V116H166ZM178 113L179 114L182 113L183 115L180 114L181 115L180 116ZM80 114L83 115V116H81ZM160 114H161V116H160ZM193 114H195V115H193ZM130 115L131 116L134 115V116L131 117ZM140 115H141V117H140ZM144 115H145V117H144ZM148 115L149 116H153V119H152V117H149ZM186 115H188V116H186ZM138 116H139V118H138ZM169 116H171V117H169ZM91 117H92V119H90ZM78 118H79V120H78ZM132 118L135 121L137 119L138 120H146L148 118L149 119L151 118L152 120L150 119V121H148L150 123L144 125L145 128H142L144 130L146 129V131H144L145 133L143 135H147V136H149V135L160 136L162 140L151 139V138H143V139H137V138H135L133 136V134H135L134 131L135 130H138V128L131 126L133 123L128 124V121L129 122H132ZM26 119H27V121H25ZM99 119H101V120H99ZM4 120L7 121V122H5ZM105 120H107L109 123H107ZM117 121H120V123L117 122ZM174 121L177 122V123H175ZM115 122H117V123H115ZM155 122H157V125H155L156 124ZM171 122H174V123H171ZM37 124H39V123H37ZM53 124H54V126H53ZM111 124H113V126ZM59 125H60V127H58ZM135 125L136 126H141V125H137V124H135ZM153 125H155V126H153ZM173 125H174V127H173ZM144 126H142V127H144ZM156 126L159 129H157ZM162 126H165V128L162 127ZM10 127H12V128H10ZM14 127H17L18 129L17 128L15 129ZM20 127H23V128H20ZM179 127H180V129H177ZM182 127H184L185 130ZM189 127H191V128H189ZM3 128L5 130H3ZM170 128L172 130H170ZM187 128H189L190 130L192 129L190 131V133H188L189 132V129L187 130ZM56 129H57V131H56ZM6 130H8V131H6ZM117 130H119V131H117ZM128 130H130V132L132 131V133H130ZM186 130H187V132H186ZM96 131H98V132H96ZM103 131H105V132H103ZM61 132H63L64 134L63 133L61 134ZM87 132L88 133H90V132L92 133L93 132V135L91 134L88 137L87 136ZM94 132H96V133H94ZM108 132H110V133H108ZM128 132H129V134H128ZM135 132L137 133V131H135ZM67 134H68V136H67ZM82 134H84V135L81 136ZM104 134H108V136H111L110 138H107V139H111L112 140V138H114V139L117 138L116 140H119L120 141L119 142L120 145L119 146L116 145V140L115 141H113V140L112 141L103 140L102 137H103ZM66 136H67V138H66ZM162 136H165L166 138L165 137H162ZM27 137H29V138H27ZM63 138H64V140H66V139L69 140V141H66V142H69L70 144L59 141V140H63ZM76 138H77V141L80 142L82 145H72L73 144V141L72 140H75ZM90 138L91 139H99L100 138V140L102 138L103 141L102 142H97L98 140L97 141L96 140L92 141ZM20 139L22 140V142H21ZM84 139H86V140H84ZM56 140H57V142H56ZM177 140H179V141H177ZM187 140H189L190 143ZM51 141H53V142H51ZM174 141L176 142V144L173 143ZM15 142L17 144H15ZM28 142H29V145H28ZM168 142H170V143H168ZM177 142L179 144L181 143L180 144L181 147H178L179 144L177 145ZM185 142L188 145L187 144L185 145ZM150 143L151 144H154V143L157 144L158 143L157 145L159 147L156 144H154V145L151 146ZM165 143H167L168 145H166ZM4 144L7 145V147H9V148L11 147V149L6 148L4 146ZM141 144H142V146H141ZM148 144H150V146ZM159 144L162 145L163 147L160 146ZM189 144L191 145L192 148L190 147ZM83 145H85V146H83ZM87 145H88V148L89 149L87 148ZM113 145L114 146L116 145V147H122L123 146L125 148V149L122 148V156L121 157L120 156H118V157L117 156L116 157H112L111 156V154L109 152L110 150L108 151V149H112L111 147H113ZM62 146H64V147L62 148ZM73 146L76 149L79 147L77 150L83 148V150H82L83 153L82 152H79L80 155H88V156H90V153H93V156L90 157L89 159L87 158V160H86V157H83V159L74 160V161H72L70 159H67L66 160V158H70V157H64L63 155H62L63 157H60L61 155H59L58 159H57V155L56 156H53L54 154H57V151L56 150H58V152H61V151L66 152V150H67V152H69V151H71V152L72 151H75V148ZM130 146H132V147H130ZM187 146L189 147V149L191 148V150H189ZM128 147H130V148L127 149ZM140 147H142V148H140ZM144 147H146V148H144ZM182 147H184V148H182ZM181 148H182V150L184 152H187V154H185L186 158H182V154L183 153H182ZM170 149H174V150H171L173 152H171ZM104 150H106V152L103 153ZM127 150H131V151L137 150V151L130 152V153H125ZM7 152L12 153L11 154V157H12L13 154H14V156L16 155V157L13 156V158H8L7 155L8 156H10V155ZM19 153H21V154H19ZM178 156L179 157L181 156V158H180L181 160L178 159ZM185 156H183V157H185ZM189 156H188V158H189ZM10 159H12L13 162L10 161ZM173 159L174 160L177 159V160L174 161ZM144 160H142V161L144 162ZM15 161H16V163H14ZM76 161H77V163H76ZM88 161H90V162H88ZM119 161H121V162H119ZM86 163L87 164H91V163L92 164H95V167L94 168H90V170L89 169H86V168L80 169V167L81 166L83 167ZM87 164L85 165V167L87 166ZM63 166H65L66 168L63 167ZM96 167L98 169L97 170L98 172L95 169ZM20 168H22V169H20ZM48 169H50V171ZM60 169L61 170L64 169L65 172H66V170L68 171V169H69L70 173L68 171V174H71L72 173L73 178L76 175L75 176V179H73V180H70L69 179L68 180V178H71L72 175H70V177H69L68 174H65V172L64 171L62 172ZM51 171L53 173H51ZM90 171H92V172H90ZM87 172H88V174H87ZM102 172H104L106 174H104ZM166 172H168V173H166ZM54 173H56V174H54ZM51 174H53V176H58V180L56 182L57 185H55V186L48 181V179H52V178H50L51 177ZM166 175L168 177H166ZM133 177H136V179L133 178ZM77 179H80V181H82V182L84 181L87 185L89 184L88 186L89 187L90 186L92 187V188L90 187L91 188L90 190L93 189V191L97 192V194H98V192H100L101 194H103L101 196H103V198L105 200H107V203H109V205H111L112 208H111V206H110V208H107V209H106V206H104V208H103V206L100 205V202L99 201H95V199L97 200V198H94L95 196H90V193L88 192V190L81 188L77 184L75 185V183L77 182ZM164 179H162V180H164ZM70 181H73L74 183L73 182H70ZM148 184H147V186H148ZM99 187H101V188H99ZM136 187H138V188H136ZM104 189H105V191H104ZM140 192H141V194H139ZM186 193L189 194V192H186ZM186 193H183V195H181V196L184 197L186 195ZM122 194H124V193H122ZM66 195H67V197H66ZM77 196L78 197H81L82 196L85 199H83L81 197L79 199L78 203L80 201L81 202L78 204L77 201H76L78 199ZM176 196L180 197L179 194L178 195L177 194H171L169 196L166 195L165 197H166L167 200L164 201L163 203H164V205H165V207L167 209L166 210L163 209L165 211L162 210L165 215L167 214L166 216L169 217V214H170V217L172 216L173 218L172 217L171 218L172 219H176V220L175 221L173 220L172 223L171 222H167V223H163L164 225L163 224L159 225L160 226L159 229L160 230L163 229V231L166 230V231H168V233H170V232L172 233V231H170V230H172L174 228L173 229L174 237L177 234L176 236L179 237V238H177V237L174 238L172 236L173 240H170V238H171V236H170L171 233H170L167 236L168 238L170 237L169 239H167V237H166V239L164 238L162 241H161V239L160 240L159 239H156L155 241L154 240L149 241L150 244L152 243V245L155 244L157 246H159L158 244L161 242L160 244L163 243L162 245H164L163 248H164V250L166 252H167V250H169V247H170V250L173 251V253L172 252L171 253L170 252H167V253L163 254L164 256L163 255L162 256L161 255L160 256L158 255V257L156 256L157 259L158 258L159 259H161V258L163 259V257H165V258L167 257L168 258L167 254L169 255V258L167 260H170L171 259L172 261H173V259L175 261V260H178L179 258L180 259L183 258V259H186V260L188 258H190L191 252L190 253L189 252L185 253L184 252L186 250L185 249L184 251H182L184 253V255H182L183 253H180V252L178 253V251L175 252L176 249H177L175 246L176 245H178V246L180 245L183 248V245L185 244L187 246L188 243H189L188 246H190V243H192L193 240L190 237L189 230H199L198 228H200L197 225L191 224L189 221L185 220L184 218H183L184 220L181 219L182 217L180 218V216H182L181 214H183V212L185 214L188 213L187 210L186 211L185 210L182 211L181 208H180L181 210L178 209V208L176 210V208L167 207L168 206L167 201L169 200V198H173V197H176ZM122 198H124L123 195H122ZM84 200H85V202H83ZM97 203L99 204V206L97 205ZM88 205H90L91 208ZM92 205H93V208H95L97 206L96 209H93L92 208ZM165 207H163V208H165ZM94 210H96V211L94 212ZM136 212L137 211H135V213ZM135 213H133V214H135ZM174 214H176V215H174ZM177 214H179V215H177ZM172 219H171V221H172ZM174 222H175V224L173 225ZM77 223H82L84 226L85 225L87 226V228H86L87 229V232L92 237V238H90V236H89V238L87 239V240H89V239L91 240V241L89 240V243H87L88 241H85V242L81 243L82 242L81 240H78L74 235H71L72 234L71 232L67 231V230H69L68 229L69 228V225L73 227ZM171 224H172V226H171ZM130 228L131 227H129V229ZM152 228H158V227L155 225V226H152ZM169 228H170V230H169ZM176 228L178 230H176ZM181 229L184 230L183 232H186V233H182V230ZM201 230H199L197 232L200 233V236H202V240L203 241H207V243L209 245L211 244L210 243L211 242L210 240H217V239H215V238H218L216 235H215V238H214L213 235L206 234V232H204V230H202V231ZM112 235H113V237H112ZM180 236H181V238H180ZM73 237H74V239L76 238L77 240H74V239L72 240ZM177 239H180V240L178 241ZM172 241H174V242H172ZM122 242H123V244H122ZM154 242H156V243H154ZM183 242H185V243H183ZM144 244H147V243H144ZM88 245H89V247H87ZM119 245L121 247H119ZM75 246L76 247L77 246L78 247L81 246V248L82 247L84 248L83 249L84 251L81 249L84 254L80 252L82 256L79 253H78L79 254L78 256L76 255L77 253H75L74 252V249H73V247H75ZM111 246L118 247V251L121 250L120 252H122V253L120 254V252L119 253L112 252ZM166 246H167L168 249H166ZM86 247L87 248H90L91 247L93 251L91 252V249H90V252L87 254V250L88 249ZM108 247H109V249H108ZM121 248H123V249H121ZM85 249H86V253H85ZM221 255L222 254H217V257H221ZM144 256L146 258H144L143 256L142 257L137 256V260L142 259L140 261H153V260L156 259V258H154L155 256L153 257V254H150V256H152L153 258L150 257L148 254H146ZM177 256H178V258H177ZM211 256L215 257L214 255H211ZM173 257H175L176 259L173 258ZM132 260L133 261L135 260V262L133 263Z\"/></svg>",
  "mask_w": 264,
  "mask_h": 264
}]
</instances>
